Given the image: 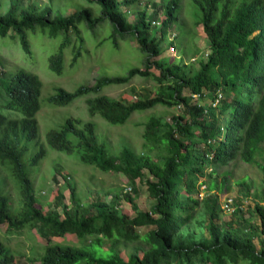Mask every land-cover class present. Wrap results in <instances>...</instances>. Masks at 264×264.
<instances>
[{"label":"trees","instance_id":"obj_1","mask_svg":"<svg viewBox=\"0 0 264 264\" xmlns=\"http://www.w3.org/2000/svg\"><path fill=\"white\" fill-rule=\"evenodd\" d=\"M186 1L192 29L179 18L182 0H64L56 7L0 0V42L22 52L11 64L0 54V226L6 236L38 231L45 246L32 264H264V0ZM199 26L204 55L193 40ZM39 43L45 56L54 49L45 62L54 76L85 62L97 66L91 85L55 88L47 99L54 106L84 97L88 116L113 126L158 107L183 108L170 121L149 115L140 151L99 143L95 125L75 118L46 133L49 148L124 176L130 191L144 183L153 201L148 211L137 210L128 193L84 201L67 177L68 204L61 189L51 203L37 195L28 167L47 155L43 146L29 147L38 138L42 82L32 70ZM168 49L176 53L171 59L164 57ZM126 50L137 64L113 63ZM135 79L152 81V89L132 88L130 101L102 94ZM239 163L256 166L263 186L259 200L250 201L252 184L236 181L248 205L233 201L228 213L219 195L231 189ZM7 180L17 191L16 208ZM0 264H18L1 240Z\"/></svg>","mask_w":264,"mask_h":264},{"label":"rangeland","instance_id":"obj_2","mask_svg":"<svg viewBox=\"0 0 264 264\" xmlns=\"http://www.w3.org/2000/svg\"><path fill=\"white\" fill-rule=\"evenodd\" d=\"M64 0H22L23 5L33 3L37 6L45 5L47 3H52L55 7ZM68 1V0H67ZM71 1V0H70ZM158 2L159 0H155ZM8 2L6 1V4ZM181 12L179 18L187 22V28L192 29L189 15L188 2L182 0ZM73 12V9L69 8L66 14ZM194 33V44L197 46L204 54L207 53L206 47V36L203 33L202 28L199 26L192 30ZM40 44V43H39ZM135 45V44H132ZM40 46L43 44L35 45L33 48V53L35 59H37V66L32 70L37 74L42 82L41 94H40V110L36 114V119L38 122V138L35 142L29 143L30 148L38 150L40 147H44L47 151L46 158L44 161L39 163V166L30 169L28 171L32 172V178L34 179L35 186L37 189V195L45 197L48 201L52 202L53 194L58 190H63L64 203L68 204L69 200V190L64 187V178H69V181L75 185V189L79 196L84 198V201L94 200L95 198H100L102 201H108L110 197L119 195L120 197L128 193L134 199V204L137 210L148 211L150 206L153 204L150 198L147 187L144 183L136 181L132 187L134 191H130V184H128L127 179L115 173H103L92 166H86L80 162L79 155L77 153L65 154L55 151L48 147L45 136L49 130L59 129L66 119L75 118L82 122H91L96 127V135L98 137L99 143L109 144L112 148L116 149L121 144H128L133 147L136 151L141 149V133L142 125L149 115L153 114H163L166 116L167 120L170 121L173 115L184 114L183 108L180 106L171 109H164L158 107L155 110L145 112L142 114H134L129 122L124 126H113L104 121L99 115L89 117L87 113V107L85 104L86 98L81 97L75 99L72 103L66 106H54L48 102V97L54 94L55 88H64L67 91H74L80 85H91L97 75V66L85 62L84 65L77 70L66 69L65 73L61 77L54 76L51 74L45 65L46 56L53 52L54 49L48 50L46 56L41 51ZM131 52V51H130ZM128 50L124 51L120 57L113 58V63L119 64L120 59H124V64L136 65L135 55H132ZM21 51L19 46L15 43H5L0 42V54L5 56L4 58L10 64L14 61L21 59ZM175 52L171 49L165 51L164 57L171 59L175 56ZM202 54V55H204ZM178 55V54H177ZM2 56V57H3ZM189 63H192L194 59L193 56L187 54ZM31 58L26 59L30 61ZM19 63H24L19 61ZM193 64V63H192ZM113 66L112 64H110ZM31 72L30 70H28ZM32 72V73H33ZM153 82L145 81L141 79L133 80L127 86H116L113 88H107L102 91V94L113 99L120 100H134L131 94L132 88H146L152 89ZM31 153V149L28 150V155ZM146 179L152 178L146 173ZM246 179V182L252 184V189L250 191V201L259 200V191L262 185V174L258 168L254 165H248L244 163H239L234 169V175L232 180V186L230 190H225L219 195V204H224L226 198H230L237 205L238 201L241 202L243 206L248 205V201L242 199L243 192L239 191V188L235 185L236 181ZM6 192L9 194L13 202V207H17V191L11 182L7 180ZM203 189V188H202ZM202 196V194L200 195ZM121 199V198H120ZM234 205V204H233ZM264 205V203H263ZM127 210H131L127 207ZM244 214L245 213V209ZM232 210L228 213H231ZM222 220H229L230 214L222 212ZM6 226H0V240L10 247L12 254L16 257L18 264H32L34 259H37L42 254V249L45 246V241L41 239L38 231L36 229L25 228L19 235H9L5 234ZM67 243H70V239H66Z\"/></svg>","mask_w":264,"mask_h":264},{"label":"built area","instance_id":"obj_3","mask_svg":"<svg viewBox=\"0 0 264 264\" xmlns=\"http://www.w3.org/2000/svg\"><path fill=\"white\" fill-rule=\"evenodd\" d=\"M222 208L225 212H230L233 210V201L230 198H226L224 204H222Z\"/></svg>","mask_w":264,"mask_h":264}]
</instances>
